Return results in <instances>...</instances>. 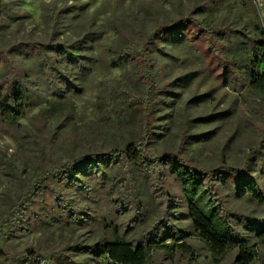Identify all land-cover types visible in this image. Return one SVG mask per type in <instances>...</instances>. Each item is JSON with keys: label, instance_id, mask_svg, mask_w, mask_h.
I'll use <instances>...</instances> for the list:
<instances>
[{"label": "rangeland", "instance_id": "1", "mask_svg": "<svg viewBox=\"0 0 264 264\" xmlns=\"http://www.w3.org/2000/svg\"><path fill=\"white\" fill-rule=\"evenodd\" d=\"M4 1L0 52L12 51L9 60L26 75L33 98L17 124L0 117V223L51 163L107 154L140 136L144 85L135 63L116 59L130 41L137 45L181 20H190L193 38L199 22L218 31L217 41L230 45L227 58L264 41V0ZM196 44L171 40L153 51L156 82H173L151 113L156 127L146 151L157 164L106 163L79 177L81 187L57 184L65 203L54 185L42 183L21 221L0 237L9 264H109L103 244L115 237L114 226L136 247L187 235L189 249L164 242L167 249L153 251L149 264H239L237 247L217 261L199 239L185 192L161 160L170 154L201 169L228 167L207 187L222 223L250 245L253 264H264V94L248 90L242 71L216 80L189 51ZM65 50L79 58L64 57Z\"/></svg>", "mask_w": 264, "mask_h": 264}, {"label": "trees", "instance_id": "2", "mask_svg": "<svg viewBox=\"0 0 264 264\" xmlns=\"http://www.w3.org/2000/svg\"><path fill=\"white\" fill-rule=\"evenodd\" d=\"M6 7L5 1L0 0V22L2 15L7 11ZM188 23H190V20H181L170 26L158 27L155 32L145 37L139 44L136 45L130 41L116 58L119 62L129 59L135 63L137 66V79L144 85L145 99L142 100L143 106L141 107L144 123L140 136L134 138L133 142L130 143L121 141L116 149L109 151L107 154L103 152L91 153L69 162L65 166L51 163L50 167L44 168L39 178H36L29 185L28 189H30L31 195L43 189L42 183L48 182L54 185L56 198L60 197V200L65 203V198L61 199L64 193L56 187L57 184L66 183L70 186L81 187L80 182L77 180L79 177H85L88 173L91 174V171H96V168L101 169L103 167L104 169L105 166L107 168L108 164L106 163L119 165L123 161L130 166L143 168L150 166V164L153 166L157 164L155 158H151L146 151L150 132L156 127L153 123L155 117L151 113L154 106L161 101L160 98L171 93L170 88L173 86V82L158 84L155 79L154 69L156 64L152 56L154 49L160 47L159 43L173 40L177 43L183 42L185 47L186 45L190 47L192 41L197 40L195 49L191 50V48L189 51L200 56L202 67L206 63L211 75L215 74L214 78L216 80L226 81L229 73L237 75L242 71L243 81L248 90L264 94V41L259 42L258 47L254 42L253 46L256 50L253 52L242 49L239 56L234 50L233 55L227 58L228 53L226 52L229 50L230 45L217 41L218 31L210 30L199 22L196 27L198 34L193 38ZM206 31H208L207 36H205ZM262 35L264 37L263 33ZM40 51L42 53L40 57L46 58L44 50L41 49ZM10 52L12 51L0 52V67L5 68V71L0 74V117L8 124L15 125L24 118V106L30 98H33V90H30L24 72L15 67L9 60ZM63 55L64 57L68 55L74 61L79 58L68 50H65ZM220 66H223L222 72H220ZM161 160L165 163L170 175L182 186L193 227L199 239L213 252V257L220 261L235 246L239 252V264H253L256 257L255 252L245 241L235 240L229 227L222 223L218 214L219 205L217 200L214 199L215 194L207 187V179L214 178L218 173L224 175V169H228V167L222 166L221 169L213 170L201 169L189 165L177 154L165 155ZM75 172H78L77 177H75ZM31 195L26 197L21 195L16 199L5 220L0 223V237L7 229L9 230L21 221V215L25 213L31 204ZM62 209H65V207H62ZM68 209H71V207L69 206ZM221 209H223L222 206ZM19 211L22 214L20 212L18 218H16ZM11 223L13 224L11 225ZM113 229L116 233L115 237L112 241L103 244L104 249L102 252L107 257L109 264H149L151 253L157 249H167L162 244L167 241H173L178 250L189 249L187 235L181 231L168 234L164 240L151 239L148 240L146 246L136 247L122 240L115 226ZM29 256V251L23 255L25 259H28ZM3 262L9 264L10 259L6 253L1 252L0 263ZM60 263L64 264L63 262ZM67 264L77 263L70 261Z\"/></svg>", "mask_w": 264, "mask_h": 264}]
</instances>
